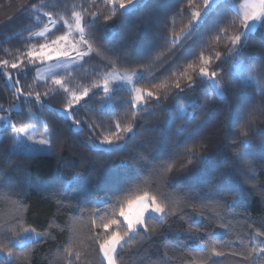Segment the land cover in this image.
<instances>
[{
    "label": "snow or ice",
    "instance_id": "snow-or-ice-1",
    "mask_svg": "<svg viewBox=\"0 0 264 264\" xmlns=\"http://www.w3.org/2000/svg\"><path fill=\"white\" fill-rule=\"evenodd\" d=\"M136 3L137 0H88L87 4H74L70 10L65 4V12L60 14L56 5L49 7L44 0L39 4L21 0L19 12L28 18L25 47L5 49L9 58H0V77L11 96L7 107L0 103V122L13 130V140L26 138L51 150L53 141L47 124L40 126L44 132L37 139L39 127L35 120L38 113L42 115L46 101L58 93L64 97L61 110L65 117L77 127L87 124L92 132L100 128L99 143L107 145L109 152H121V144L132 139L135 130L145 124L150 125L154 135L145 149L121 158L120 171L109 178L110 191L77 205L79 214L72 217L67 229L55 221L40 231L29 226L21 212L23 204L17 200L14 207L20 214L0 218V253L27 264L29 244L34 247L40 240L53 238L56 231L67 230L69 236L57 250L60 264H92L93 257L95 264H120V252L137 237L145 241L153 236L164 238L175 221H182V238L193 241L195 246L182 251L179 257L165 251L166 260L221 264L222 258L231 257L234 264H264V228L249 225L245 229L247 240L240 236L238 246L229 245L227 250L212 239L215 229L231 232V223L222 222L238 191L230 177L221 173L225 178L212 186L214 195L208 199L167 191L176 177L191 172L208 158L209 145L200 137V130L216 119L224 133L223 148L230 153L226 165L264 199L260 175L264 170V149L259 164L249 151L255 147L257 137L264 143V126L253 119L255 109L264 106V40L250 56L242 59L240 55L248 47L251 34L264 29V0H243L238 5L229 0H203L202 5L187 0V10L180 7L173 13L172 23L177 15L191 18L179 34L173 30L169 43L178 46L205 25L215 35L192 62L178 67H155L158 57L134 53L135 29L125 33L128 47L122 54L96 41L93 32L98 21L108 32L117 22V10ZM119 14L123 16L124 12ZM58 25L62 26V35L53 31L61 30ZM38 38L43 42L32 43ZM90 63L91 72L87 68ZM226 64L231 78L227 84L221 76ZM81 70L88 79L76 84L74 73ZM29 72H34L32 83H26ZM190 93V103L180 107L179 98ZM251 96L258 97L261 104L250 103ZM79 108L95 119H79ZM92 132L89 139L94 140ZM83 174L76 171L73 178ZM151 185H156V190ZM54 195L59 205L71 206L70 200ZM85 238L91 243L85 244ZM15 245L24 246V250L14 252Z\"/></svg>",
    "mask_w": 264,
    "mask_h": 264
},
{
    "label": "trees",
    "instance_id": "trees-1",
    "mask_svg": "<svg viewBox=\"0 0 264 264\" xmlns=\"http://www.w3.org/2000/svg\"><path fill=\"white\" fill-rule=\"evenodd\" d=\"M34 3H41V0H31ZM202 5L203 0H194ZM229 2H236L229 0ZM21 0H0V58H9L4 50L23 49L25 47L26 28L28 18L20 14L19 4ZM45 5L51 7L56 5V10L64 14V5L70 10L72 6L87 4L88 0H44ZM180 7L187 10V0H143L138 6L131 10L123 11L118 9L117 22L114 23L108 32L102 21L94 25L93 35L96 41L110 48L113 52L122 54L123 49L128 47L125 33L128 29H135L137 33V44L132 46L133 52H143L145 55L158 57L155 67L171 66L177 67L192 62L195 54L202 48H207L210 37L215 35L214 30L209 31V25L193 31L191 36L184 39L178 46H173L169 41L173 39V30L180 33V29L191 18L177 15L175 24L172 23L173 13L178 12ZM104 12L107 9L101 6ZM124 12L123 16L119 13ZM13 19L9 20L8 18ZM167 28L165 29V22ZM61 30H54L55 35H62ZM166 37V39H165ZM39 40V39H38ZM148 43L145 44L144 41ZM264 40L258 32L252 33L248 47L241 50L242 59L256 52L260 42ZM33 40L32 43H35ZM223 50V45L219 46ZM91 71L93 64L87 65ZM79 74L74 73V83L80 84L87 80ZM34 72L28 73L26 83H32ZM221 76L224 83L231 82L229 76V65H224ZM6 82L0 77V103L5 107L11 101L10 90L6 88ZM235 89V84H233ZM43 91V89H41ZM238 91V90H237ZM191 93L179 98L180 107H187L190 103ZM64 97L62 93L50 97L38 113L35 123L39 130L41 125L47 124L53 147L50 154H32L14 152V140L12 129L5 128L1 123L0 130V218L11 219L12 215H18L14 204L19 200L23 204L21 209L26 224L34 226L38 231L45 229L49 222L64 226L66 229L71 226V219L78 215L77 205H84L94 201L98 193L111 190L109 178L120 171L122 167L121 158L135 155L138 151L147 147L154 135L150 125L145 124L135 130V136L127 143L121 144L122 151L112 153L107 151L108 146H101L99 139L102 138L101 129L96 128L94 132L83 124L80 127L73 125L72 121L65 117L62 106ZM250 103L257 105L261 101L256 96H251ZM227 107V105H225ZM179 115V113H177ZM78 118L82 121L92 120L95 117L86 112L85 109H78ZM222 120L223 117L221 116ZM254 122L264 126V106H258L253 114ZM180 121L178 120L177 123ZM105 126H107L105 124ZM92 132L95 139H89ZM132 136V134H129ZM200 137L209 145V156L206 160L196 165L191 172H186L175 178L172 187L167 191L178 193L183 196L193 195L197 200L208 199L214 195L212 186L223 180L225 176L231 178L232 182L238 185V191L225 213L222 222L231 223V232L222 229H215L212 239L221 244L227 250L228 246L237 247L236 243L240 236L247 240L245 229L249 225L257 228H264V199L259 191L252 190L243 184L239 177L232 172L231 166L226 165L230 156L228 149L223 148L222 141L224 133L220 131L216 119L210 120L200 130ZM264 149V143L260 138L255 139V147L250 149L255 156L256 162L260 163V154ZM252 157H249L251 159ZM84 173L74 177V173ZM224 173L225 176H221ZM261 180L264 181V170L261 171ZM156 190V185H151ZM54 194L65 197L72 202L71 206H61L57 203ZM2 222V219H0ZM182 221H175L172 230L165 234L164 238L153 236L151 240L145 241L137 237L135 241L120 252V264H180V260L168 261L163 257L165 251L175 253L177 257L182 251L194 247L193 241L182 238ZM87 233V228H84ZM69 236L68 231H56L51 239H43L31 248L27 264H60L57 260L58 249L64 245L65 239ZM91 242L85 238V244ZM24 246L15 245L14 252H22ZM0 264H20L15 257L9 259L5 254L0 253ZM92 264H95L93 257ZM221 264H234L233 258L221 259Z\"/></svg>",
    "mask_w": 264,
    "mask_h": 264
},
{
    "label": "rangeland",
    "instance_id": "rangeland-1",
    "mask_svg": "<svg viewBox=\"0 0 264 264\" xmlns=\"http://www.w3.org/2000/svg\"><path fill=\"white\" fill-rule=\"evenodd\" d=\"M142 1L143 0H137V3L134 6H130L129 8H127L126 10H123V11L131 10L132 8L138 6L140 3H142ZM235 1L236 2H234V3L237 5L243 2V0H235ZM60 27H62V26L61 25L57 26V28H60ZM255 32H258L262 37H264V29L258 28ZM38 39L39 40H36L34 42L35 43L43 42V38H38ZM56 71L63 72V69H56ZM88 71L91 72L89 69H88ZM81 74H82V77L84 79H86V80L88 79L87 76L84 75V72ZM81 83H85V82H81ZM1 123L2 122H0V130H1ZM42 132H44V128L37 132V139L40 138V133H42ZM48 135H49V138H51L49 130H48ZM101 146H107V145H101ZM13 149H14V152H17V153H32V154H50L51 153V150H49L47 145L35 144L31 141H28L26 138H22L21 141H14Z\"/></svg>",
    "mask_w": 264,
    "mask_h": 264
}]
</instances>
